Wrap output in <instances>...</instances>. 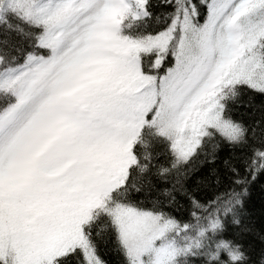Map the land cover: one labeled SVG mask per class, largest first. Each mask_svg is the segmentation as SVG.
<instances>
[{
  "label": "snow or ice",
  "instance_id": "obj_1",
  "mask_svg": "<svg viewBox=\"0 0 264 264\" xmlns=\"http://www.w3.org/2000/svg\"><path fill=\"white\" fill-rule=\"evenodd\" d=\"M258 181L264 0H0V264H264Z\"/></svg>",
  "mask_w": 264,
  "mask_h": 264
},
{
  "label": "trees",
  "instance_id": "obj_2",
  "mask_svg": "<svg viewBox=\"0 0 264 264\" xmlns=\"http://www.w3.org/2000/svg\"><path fill=\"white\" fill-rule=\"evenodd\" d=\"M262 183L264 182H257L253 187L250 196V203L254 205L255 211L258 215L261 212V206L264 205V190H262Z\"/></svg>",
  "mask_w": 264,
  "mask_h": 264
}]
</instances>
